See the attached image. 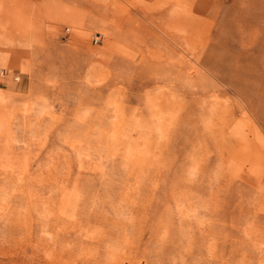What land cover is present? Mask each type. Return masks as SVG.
I'll use <instances>...</instances> for the list:
<instances>
[{"label":"rangeland","instance_id":"rangeland-1","mask_svg":"<svg viewBox=\"0 0 264 264\" xmlns=\"http://www.w3.org/2000/svg\"><path fill=\"white\" fill-rule=\"evenodd\" d=\"M4 124L0 264H264V0H0Z\"/></svg>","mask_w":264,"mask_h":264},{"label":"bare ground","instance_id":"bare-ground-1","mask_svg":"<svg viewBox=\"0 0 264 264\" xmlns=\"http://www.w3.org/2000/svg\"><path fill=\"white\" fill-rule=\"evenodd\" d=\"M146 83L149 82L147 81ZM0 128H3V133L7 130L6 124L2 127L0 126ZM2 137L4 136H0V139H2ZM2 142L3 141L0 140V165L2 166V169H0V226L10 236H13L20 231L15 225V222L20 220L23 215V209L27 208L29 205V202L27 200L25 201L26 182L22 171L25 162V152L22 145L24 140L22 136L17 133L13 144H3L4 142ZM32 198H29L31 207H36L37 200ZM41 262L42 261H8L9 264H40ZM43 262L44 264H58L57 261Z\"/></svg>","mask_w":264,"mask_h":264}]
</instances>
